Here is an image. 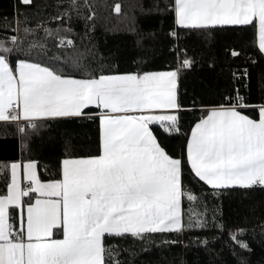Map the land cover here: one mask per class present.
Listing matches in <instances>:
<instances>
[{
	"label": "snow or ice",
	"instance_id": "snow-or-ice-1",
	"mask_svg": "<svg viewBox=\"0 0 264 264\" xmlns=\"http://www.w3.org/2000/svg\"><path fill=\"white\" fill-rule=\"evenodd\" d=\"M80 7L69 0L67 8L44 19L40 4L16 0L12 18H3L0 122L14 125L24 144L53 123L91 122L97 138L84 154L66 150L55 178L42 179L34 159L10 162V180L0 192V264H119L106 238L172 236L161 243L177 244L193 229L226 232L233 254L236 246L250 252L249 230L226 228L215 210L209 218L205 201L206 193L264 191V103L252 107L250 116L237 90L223 103L201 104L173 154L164 141L181 134L183 111L196 110L195 101L186 109L178 94L180 73L192 59L186 53L180 59V49L176 68L121 72L92 67L79 54L60 55L75 49L66 34L73 31L71 13L79 15ZM22 8L35 9L34 24ZM169 10L183 30L251 28L257 54L264 57V0H171ZM114 11L120 13L121 5ZM170 35L180 39L175 30ZM231 55L240 52L232 49ZM241 75L247 77V69ZM186 176L201 195L185 185ZM196 202L203 211L193 209ZM193 242L207 246L208 239L190 237Z\"/></svg>",
	"mask_w": 264,
	"mask_h": 264
},
{
	"label": "trees",
	"instance_id": "trees-1",
	"mask_svg": "<svg viewBox=\"0 0 264 264\" xmlns=\"http://www.w3.org/2000/svg\"><path fill=\"white\" fill-rule=\"evenodd\" d=\"M85 2L90 10L83 6ZM170 2L77 0L81 5L80 14L71 13L69 26L73 31L66 34L74 40L75 49H62L59 54L82 55L85 64L92 67L103 65L108 71H160L176 68L178 51L184 50L179 52L180 59L186 53L193 64L180 73L179 100L186 109L195 101L196 110L183 111L181 134L170 135L164 141L169 151L178 154L183 134L190 131L201 104L223 103L225 97L236 96L238 90L249 106L245 113L254 115L251 108L264 103V57L257 54L251 28L218 27L208 32L183 30L174 23ZM15 3L16 0H0V29L6 26L4 17L12 18ZM37 3L43 8L40 16L47 19L67 8L69 0H34V4ZM117 3L121 5L120 13L114 11ZM22 10L30 13L34 24L37 19L35 9ZM56 23L51 22L49 27L55 28ZM173 30L179 34V40L170 35ZM0 35H3L2 31ZM48 47L53 48L52 38H49ZM232 49L240 55L232 56ZM55 51L53 49L49 55ZM245 69L248 76L242 77ZM233 73L237 75L234 77ZM96 138L97 128L91 122L53 123L38 135H32L24 144L14 125L0 122V192L6 190V181L10 180V169L9 166L5 168L6 164L21 158L34 159L39 164L38 173L42 179L55 178L58 162L66 150L72 154H84L94 147ZM184 182L194 194L201 195L199 185L190 184L187 176ZM206 195L209 218L215 210L226 228L239 226L249 230L246 239L250 252L236 246L233 254L227 233L222 234L216 229H193L180 237L183 243L177 244L161 243L175 238L172 236L158 235L146 241L131 237L106 238V243L116 247L119 264H264V236L261 235L264 229V191H235L219 197L210 193ZM188 206L185 199L183 207L186 211ZM193 209L203 211V203H194ZM190 237L207 238L208 244L189 243Z\"/></svg>",
	"mask_w": 264,
	"mask_h": 264
},
{
	"label": "crops",
	"instance_id": "crops-1",
	"mask_svg": "<svg viewBox=\"0 0 264 264\" xmlns=\"http://www.w3.org/2000/svg\"><path fill=\"white\" fill-rule=\"evenodd\" d=\"M225 27H232V26H225ZM180 90H179V81H178V94H179ZM9 169H10V165H9Z\"/></svg>",
	"mask_w": 264,
	"mask_h": 264
}]
</instances>
